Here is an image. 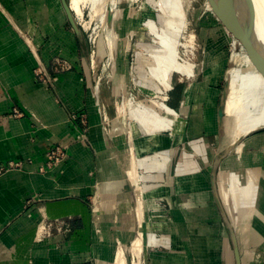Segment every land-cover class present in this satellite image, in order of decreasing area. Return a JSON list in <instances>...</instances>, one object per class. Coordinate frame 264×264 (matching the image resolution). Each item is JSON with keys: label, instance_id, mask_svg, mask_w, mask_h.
Returning a JSON list of instances; mask_svg holds the SVG:
<instances>
[{"label": "crops", "instance_id": "obj_1", "mask_svg": "<svg viewBox=\"0 0 264 264\" xmlns=\"http://www.w3.org/2000/svg\"><path fill=\"white\" fill-rule=\"evenodd\" d=\"M53 43L69 70L54 68ZM80 55L61 0H0V164L24 163L0 175V264H117L136 178L144 264H237L236 250L241 264H255L250 252L264 249V62L232 83L226 72L223 86L219 67L202 72L189 60L191 74L173 71L171 82L174 73L184 80L167 101L184 131L124 130L122 160L106 143ZM40 63L51 82L36 77ZM56 145L69 159L40 171ZM98 184L117 198L93 211ZM49 222L60 230L43 234Z\"/></svg>", "mask_w": 264, "mask_h": 264}, {"label": "rangeland", "instance_id": "obj_2", "mask_svg": "<svg viewBox=\"0 0 264 264\" xmlns=\"http://www.w3.org/2000/svg\"><path fill=\"white\" fill-rule=\"evenodd\" d=\"M109 7L115 8L111 30L107 26V15L106 21L101 24L102 14L98 7L95 9L91 5L85 7L83 23L72 11L83 28L87 40L91 37V42L88 40V43L93 56V76L96 80L102 77L100 95L103 125L113 141L112 147L116 158L122 159V147L124 148L125 144L124 130H127L133 138L135 130L140 131L136 119L141 118L145 122L149 119L144 115L145 108L149 107L152 113L165 116L167 112L161 103L167 102L171 106L166 97L169 96L170 99V96L173 98L178 96L179 91L175 90V87L178 80L183 78L182 75L174 73L173 88L163 93L158 92V86L155 81L151 80L156 79L157 76L148 75V69L151 66L148 58H151L152 63L159 64L165 60L164 55L167 54L168 47L162 44L160 38H164L168 42L170 51L173 49L182 58H189L195 63V67L197 64L202 72L210 66L211 68L219 67L221 70L218 81L220 86H223L225 82L226 72L231 73L230 83H232L236 71L260 70L261 63L259 62H264V48L248 26L241 23L239 31L249 39L253 47L248 54L251 45L236 32L239 25L237 21L233 20L229 13L223 14L226 11L222 8L220 0H137L135 2L109 0L107 10ZM149 21L154 22L155 27L152 33L147 29ZM191 34H195V48L193 52L185 55L181 44ZM80 63L83 68L82 57H80ZM67 70L65 67L60 72ZM131 99H134L133 103L128 107L130 105L128 100ZM152 101L157 102L153 103ZM119 105L125 106V117L118 114ZM168 116L176 118L175 115ZM87 128L89 129L88 123ZM172 129V127L168 128L163 124L160 125V131L156 134L172 136L174 135ZM139 133L142 137L147 136V133L142 131ZM114 182L116 181L114 180ZM114 182L113 184H115ZM117 190L115 188L114 195L102 197L103 190L99 185L96 196H93L89 201L92 210L95 211L96 207L100 206L105 199L111 201V198H114L116 200ZM97 195L100 198H97ZM95 217L94 220H96ZM125 217L127 218V215ZM126 218L123 221L127 224L128 218ZM100 230L96 231L101 239V225ZM129 230L130 226L127 227V232ZM127 240L128 234L124 233V240L115 241L113 260H115L118 247L121 244L127 245ZM250 254H253L256 259L255 264H264V249L251 251ZM128 256L131 258L129 253ZM112 263L114 264V261Z\"/></svg>", "mask_w": 264, "mask_h": 264}, {"label": "bare ground", "instance_id": "obj_3", "mask_svg": "<svg viewBox=\"0 0 264 264\" xmlns=\"http://www.w3.org/2000/svg\"><path fill=\"white\" fill-rule=\"evenodd\" d=\"M129 1L135 2L137 0H129ZM87 5H91L93 9L98 7L101 10V14H102L101 24H103L106 21L109 0H70V6L72 10L74 11L77 19L81 23L84 22V9ZM154 27H155L154 22L152 23V21H149L147 23V29L150 31V33L154 31ZM160 39H161L162 44L168 47V49H166L167 54L164 55L165 60H163V62H160L159 64L152 63L153 61L151 60V58L150 57L148 58L151 63V66L148 69V75L153 74L157 76L156 79H151V78L150 79L155 81L156 85L158 86V92L163 93L173 88L172 82L169 80V76L173 71H178V72L180 71V72H183L184 74L189 75L193 71L194 64L191 61H189L190 60L189 58H182L173 49L170 51L169 50L170 46L168 45V42H166L164 38H160ZM194 45H195V34H191L181 44V46L185 50V55L187 53L193 52L195 48ZM166 98L168 99V97ZM133 100L134 99L128 100L130 104L128 107L131 106V104L133 103ZM152 102L156 103L157 101H152ZM161 105L164 107L168 115H173V116L175 115L176 118L174 119L173 117L168 116V115L160 116L158 114L152 113L151 109L147 107L145 108V111H144V115L149 117V119H147V122L143 121V119L141 118L136 119V121H138L139 123V128H140L139 132L142 131L143 133H148V135H156V133L160 131L159 130L160 125H163V124L168 126V128L172 127L173 128L172 132L174 135H176V133H178L180 130L182 132L184 131L186 122L184 118L181 116V114L178 111H176L174 108L166 104L165 102H162ZM118 112L120 115H124L123 106H120L118 108ZM128 158H129V174L133 178L134 177L133 174L135 173V170H137L136 169L137 163L134 158L130 156ZM132 191H133L134 205L129 208L130 223H131L129 240H128L127 245L122 246L120 250L118 251L117 256H116L117 264H144L145 243H144V234L142 230V223H143L142 190H141V186L139 184L138 178H136L135 181L132 180ZM128 253L130 254V257H131L130 263L128 261Z\"/></svg>", "mask_w": 264, "mask_h": 264}, {"label": "water", "instance_id": "obj_4", "mask_svg": "<svg viewBox=\"0 0 264 264\" xmlns=\"http://www.w3.org/2000/svg\"><path fill=\"white\" fill-rule=\"evenodd\" d=\"M65 12L67 14V18L72 26L75 34L78 38L81 50V57L83 62V68L88 79V83L90 88L92 89L93 95L97 101V109L99 112V116L101 117V121L103 124V108L101 102V95H100V85L102 77H99L97 80L93 76V59L90 50V46L88 40L85 36L84 30L81 25L78 23L69 3V0H61ZM116 1V0H115ZM222 8L226 11L223 13L224 15H231V18L237 21L238 28L236 30L237 33L240 34L241 37L245 38L247 42L249 39L241 34L240 24H245L254 34L255 38L259 42V44L264 48V0H220ZM115 16V8L109 7L107 13V26L108 29H112L113 22ZM245 40V41H246ZM251 45V43L249 42ZM253 47L251 45L252 51ZM112 58V54L110 55ZM104 136L108 146L112 145V139L109 133L104 128ZM236 258L237 264L240 263V255L238 250H236Z\"/></svg>", "mask_w": 264, "mask_h": 264}, {"label": "built area", "instance_id": "obj_5", "mask_svg": "<svg viewBox=\"0 0 264 264\" xmlns=\"http://www.w3.org/2000/svg\"><path fill=\"white\" fill-rule=\"evenodd\" d=\"M88 40L91 42V37L88 38ZM60 53H61V47L57 43H53L51 45V55H52V62L54 64V68L59 72L61 71L62 68L65 67L66 69L69 70L71 68L70 64L66 60H64V58L61 57ZM35 73L38 80L43 82L45 81L51 82V78L48 75L45 65L40 63ZM14 114L19 115L20 111L15 108ZM68 159H69V155L66 148L62 145H56L47 152V158L44 164L40 166V171L44 172L49 168L59 166L60 164L65 163ZM23 165L24 163L20 161H9L7 163L0 164V175L4 174L5 172L11 169H21L23 168ZM54 229L60 230V228L56 226L54 222L52 223L49 222L48 224H45L43 228V234L49 235Z\"/></svg>", "mask_w": 264, "mask_h": 264}]
</instances>
